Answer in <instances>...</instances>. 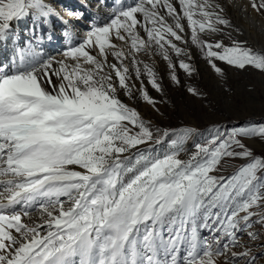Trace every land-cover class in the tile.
Wrapping results in <instances>:
<instances>
[{"label":"snow or ice","instance_id":"6c2138e0","mask_svg":"<svg viewBox=\"0 0 264 264\" xmlns=\"http://www.w3.org/2000/svg\"><path fill=\"white\" fill-rule=\"evenodd\" d=\"M249 8L264 18V0ZM56 18L51 0H0V47ZM232 32L223 0H113L82 35L65 30L57 56L17 43L0 61V264H264V154L245 142H264V122L161 130L119 95L135 77L155 106L141 78L161 84L140 56L162 57L179 84L191 46L218 75L220 62L264 71V50Z\"/></svg>","mask_w":264,"mask_h":264},{"label":"rangeland","instance_id":"374dc122","mask_svg":"<svg viewBox=\"0 0 264 264\" xmlns=\"http://www.w3.org/2000/svg\"><path fill=\"white\" fill-rule=\"evenodd\" d=\"M59 1L51 0L53 7L59 14L61 12L58 7L69 8L70 6L73 11H83L79 5H75L73 0H67L66 4L59 3ZM86 1L92 4L87 8L89 16L87 17V13H85L84 18L80 21H76L73 18L66 20L73 27H64L60 25V21L53 19L49 24L41 25L34 31L35 26L33 22L28 20L23 25L27 27L26 34L30 35V37L22 39L19 37L20 31H16V40L11 41L7 46L0 47V50H12V52L6 51L8 52V58H10L14 54L17 43L22 47L27 41H33L35 44L40 45L43 52L47 55L57 56L69 44V39L63 36L64 31L59 32V26L69 32H79L81 34L87 31V26L91 22L106 18L110 13V10L104 7V2L98 3L99 1H97L95 3V0ZM128 2H131V0H128ZM223 5L228 18L239 28V32L231 33L232 38L239 41H247L248 45L255 50H264V36L257 35V32L250 27L249 34H246L245 30L242 29L243 21L239 20L232 3L228 0H223ZM96 6H101L105 11L95 8ZM257 17L264 21V18ZM61 21L63 22L65 20L63 19ZM56 33H59V35H56ZM208 38L211 40L223 39L225 44L230 43L227 33L223 36L212 34ZM59 42L63 44L64 48L54 46V43ZM4 55L0 51V60L5 61ZM140 59L154 65L157 80L161 84V90L158 91L152 87L146 76L141 78L149 95L157 101L156 105L149 104L141 97L138 91L141 87V82L137 81L135 77H133L135 81L133 95L129 97L124 90H121L119 95L124 103L138 110L142 117L150 121L155 127L161 130L194 127L204 131L213 125L230 129L250 123L264 122V71L252 66H248L245 69H238L234 66L226 65L224 62H220L224 74L222 76L218 75L210 67L200 50L195 46H191V59L189 60L188 57H182V59L190 63L195 69V72L189 75L185 70L177 66L176 75L180 80V83L177 84L172 80V71L167 61L162 57L142 55ZM173 60L178 65V59L174 55ZM190 87L196 88L200 95L190 93L188 91ZM245 142L257 154H264V142L260 139L249 137L246 138ZM185 148L186 153H182L181 158L187 159L188 154L195 149L191 141L185 145ZM244 163L245 161L239 158L229 160L221 174L225 176L231 175ZM254 227L264 231V229H260L257 225H254ZM201 234L204 236L208 235L207 232L203 231ZM243 239L247 240V237L245 236ZM255 251L257 253L262 252L264 251V247L258 245Z\"/></svg>","mask_w":264,"mask_h":264},{"label":"bare ground","instance_id":"6f19581e","mask_svg":"<svg viewBox=\"0 0 264 264\" xmlns=\"http://www.w3.org/2000/svg\"><path fill=\"white\" fill-rule=\"evenodd\" d=\"M228 1L231 2L232 5L234 6L235 12L237 13L239 17V20L243 21L242 29L245 30L246 34H249V27H250V28H253L257 32V35L259 34L260 36L261 35L264 36V21L258 18L253 12L250 11V9H248L247 11L244 10L248 6V0H228ZM66 2L67 0L64 1L63 3L66 4ZM58 8L61 12L60 16L65 21L72 19V17H69L66 14V11H73V9L70 6L69 8H61V7H58Z\"/></svg>","mask_w":264,"mask_h":264}]
</instances>
